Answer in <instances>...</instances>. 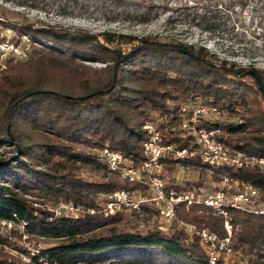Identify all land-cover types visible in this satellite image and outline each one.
<instances>
[{
  "label": "trees",
  "instance_id": "obj_1",
  "mask_svg": "<svg viewBox=\"0 0 264 264\" xmlns=\"http://www.w3.org/2000/svg\"><path fill=\"white\" fill-rule=\"evenodd\" d=\"M1 1L107 22L143 24L171 12L210 35L223 31L237 10L241 13L250 5L259 36L264 37V0ZM0 25L13 32L7 39L0 28V42L20 47L21 38L27 37L26 58H10L0 70V147L7 148L0 154V222L13 223L7 234L0 228V264H73L111 258L129 264H209L196 234L189 239L178 229L127 231L121 213L55 216L34 207L29 197L52 205L62 201L95 208L98 195L119 190L145 194L144 187L109 174L92 152L107 147L134 167L141 165L143 126H157L161 120L166 122L158 128L178 126L180 104L192 98L205 99L204 103L240 120L228 124L205 120L199 126L219 129L225 144L226 137L234 138L233 151L264 159V70L237 68L233 62L217 60L205 47L157 35L93 34L8 21ZM163 141L178 148L193 146L191 137L177 132L164 135ZM161 164L162 177L183 165L206 169L196 158L162 159ZM83 171L101 174L87 180ZM225 174L231 182L253 186L264 202V174L258 168L213 170L209 174L213 192ZM168 188L181 190L177 185ZM176 219L220 240L227 236L223 217L204 205H179ZM228 219L232 251L253 257L249 264H262L264 216L228 209Z\"/></svg>",
  "mask_w": 264,
  "mask_h": 264
},
{
  "label": "rangeland",
  "instance_id": "obj_2",
  "mask_svg": "<svg viewBox=\"0 0 264 264\" xmlns=\"http://www.w3.org/2000/svg\"><path fill=\"white\" fill-rule=\"evenodd\" d=\"M237 15H232L229 22L226 23V26L223 27V31L216 32L213 35H210L200 29H198L189 19H184L181 16H177L174 13L167 12L160 15L158 18L151 20L148 23L139 24L136 22L128 21H114L107 22L104 20H92L86 17H73V16H58L55 14L53 8H49L47 12H42L40 10L29 8V7H20L16 6L13 3H4L0 0V21L16 22L22 24H34V25H49L55 27H62L70 30L81 29L93 34H100L102 32H113V33H122L135 36H144V35H157L163 40H173L178 41L184 44L193 45L194 47H205L210 54H213L217 60H226L229 62L235 63L237 68L241 67L243 69L249 70L250 67L264 70V37H260V29L257 28L258 20L253 17L250 5L241 13L237 10ZM0 28L2 26L0 25ZM2 35H5L7 39H10L13 35V32L7 27L3 26ZM27 37L21 38V45L18 48V51L21 49L24 51L21 59L26 58V39ZM11 56L0 60V70L5 69L4 63L6 60L10 59ZM93 65V64H92ZM93 66H100L99 64H94ZM246 81L250 79L245 77ZM193 99V98H192ZM192 99L180 104H185ZM195 101L207 102L205 99H194ZM236 119H239L236 117ZM207 120L212 122H217L220 124H228L233 122H239L240 120H235V117H229L228 113L225 112L220 107H217L216 112L209 113ZM165 123V120L157 122V126L160 123ZM227 140L226 146L233 151V147L236 144L234 138H225ZM6 146L0 147V154H5ZM229 150V151H230ZM240 151V150H234ZM96 152V151H94ZM92 152V153H94ZM242 152V151H240ZM245 160L249 162L247 168H258L263 174L264 171L260 169L257 163V159H260L257 156L249 155L244 152ZM106 172V171H104ZM101 173H90L88 171L84 172L83 175L87 180L97 179ZM109 175V174H108ZM164 182L167 187L177 185L181 190L194 189L195 192L201 195H209L213 193L214 184L210 179L209 172L206 169L196 168L192 169L190 166L183 165L178 166L175 172L165 173ZM232 187H228V193L232 191ZM179 190V191H181ZM129 192V191H128ZM130 194L133 198L138 195H145L137 190L131 191ZM109 195H98L96 199L95 208H87L82 205H72L71 203L58 202L56 205L46 203L43 199H38L36 197H29L33 202V206L37 208L44 209L48 212L53 213L55 216H84V215H101L103 217L114 216L116 214H123L125 216V223L123 229L127 231L131 230H147L152 228H159L162 232L167 230H182L177 224V222L167 223L165 222L158 214L156 206L153 204L146 205L147 209L145 210H128L120 209L117 212H114L112 215L104 216L103 210L106 207ZM261 200L257 203L258 206L262 205ZM61 205H66L68 207H73L74 211H62L60 215H56L58 207ZM177 220V219H176ZM178 221V220H177ZM180 222V221H178ZM2 233L7 234L10 229H6L0 225ZM223 230L226 232L225 227ZM185 232L184 230H182ZM186 233V232H185ZM228 235V233L226 232ZM189 239H192L195 234L187 233ZM26 238V237H24ZM23 238V239H24ZM232 240V226L230 230V243ZM27 244H25L26 246ZM200 246L205 253L203 245ZM5 251L13 256H18L24 261H27L26 257L22 254L17 253L11 248L4 247ZM263 257L260 260L264 264V251L262 252ZM207 256V254L205 253ZM253 257H248L243 254H237L233 251L229 254L218 253L216 259L220 260L218 264H249V259ZM129 264L126 262H120L119 258L104 259L100 261H81L77 260L73 264ZM135 264V263H130ZM143 264H159L151 263L148 261L143 262Z\"/></svg>",
  "mask_w": 264,
  "mask_h": 264
},
{
  "label": "built area",
  "instance_id": "obj_3",
  "mask_svg": "<svg viewBox=\"0 0 264 264\" xmlns=\"http://www.w3.org/2000/svg\"><path fill=\"white\" fill-rule=\"evenodd\" d=\"M10 42H0V60L11 56L21 59L24 51H18ZM215 107L202 101H190L182 104L177 113L178 126H166L158 128L153 124H146L143 130L146 138L142 144V163L134 167L127 162L121 153L110 148L93 153L109 174L115 175L121 182H127L144 187L145 195L133 198L128 191L119 190L108 196V202L103 210L104 216L112 215L120 209L139 211L144 204L156 206L159 216L167 223L177 222L178 226L186 233L198 235L201 245L205 249L209 264L217 263V254L232 252L230 243L231 224L228 219V209L253 215L264 216V203L258 206L260 195L258 191L249 184L231 182L228 175L221 178L220 187L209 195H201L194 189L176 191L168 188L162 177V159L174 158L184 160L196 158L202 166L210 173L221 166L232 168H247L250 164L245 160L240 151H231L223 141V135L219 129L209 126H199L202 121L207 120L209 113L216 112ZM210 124L214 122L207 120ZM177 132L181 137L192 138L191 148H178L174 144L165 143L163 136ZM230 150V151H229ZM260 169L264 171V159L256 160ZM228 187L232 191L228 193ZM179 205L186 208L191 205H204L208 207L213 215L223 217V226L228 235L224 239H218L214 233L208 230L197 231L193 226L178 222L176 210ZM73 207L61 205L56 211L60 215L62 211H74ZM0 225L11 229L12 222L1 221Z\"/></svg>",
  "mask_w": 264,
  "mask_h": 264
},
{
  "label": "water",
  "instance_id": "obj_4",
  "mask_svg": "<svg viewBox=\"0 0 264 264\" xmlns=\"http://www.w3.org/2000/svg\"><path fill=\"white\" fill-rule=\"evenodd\" d=\"M249 75H253V73L252 72H247ZM259 89L260 90H262V86L261 85H259ZM38 92H34L33 94H37ZM263 97H264V94H263Z\"/></svg>",
  "mask_w": 264,
  "mask_h": 264
}]
</instances>
